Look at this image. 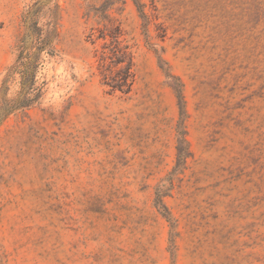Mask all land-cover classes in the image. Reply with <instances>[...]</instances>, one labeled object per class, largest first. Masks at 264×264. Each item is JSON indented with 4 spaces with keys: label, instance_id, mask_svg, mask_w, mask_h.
<instances>
[{
    "label": "rangeland",
    "instance_id": "obj_1",
    "mask_svg": "<svg viewBox=\"0 0 264 264\" xmlns=\"http://www.w3.org/2000/svg\"><path fill=\"white\" fill-rule=\"evenodd\" d=\"M0 264H264V0H0Z\"/></svg>",
    "mask_w": 264,
    "mask_h": 264
},
{
    "label": "trees",
    "instance_id": "obj_2",
    "mask_svg": "<svg viewBox=\"0 0 264 264\" xmlns=\"http://www.w3.org/2000/svg\"><path fill=\"white\" fill-rule=\"evenodd\" d=\"M116 41L119 44V41L118 40ZM114 53L116 55V60H115L116 64L123 63L128 58V53L126 51H122V48L115 49ZM131 67H132V59L129 57V61L127 62L126 66L121 69L122 70L121 72L124 73L123 77L119 78V80L111 84V86L114 89L115 88L122 89V87L125 85L130 86V82L128 83V80L131 76ZM177 90H178V96L180 97V100H182V92L180 88H178ZM127 91L128 90H126L125 92ZM180 134H181V139H180V147H179V158L181 160L182 157L186 156L185 152L187 151L188 143L184 138L185 132L181 130ZM156 203L158 204V207L162 209V213L170 220L168 216L169 212L166 206L164 205V203L162 202V193L159 190L157 192Z\"/></svg>",
    "mask_w": 264,
    "mask_h": 264
}]
</instances>
